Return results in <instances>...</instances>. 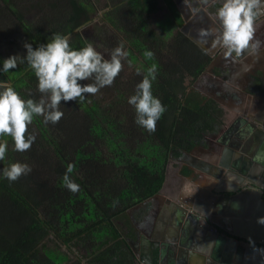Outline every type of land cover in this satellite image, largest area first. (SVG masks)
I'll return each mask as SVG.
<instances>
[{"label":"trees","instance_id":"16d2710c","mask_svg":"<svg viewBox=\"0 0 264 264\" xmlns=\"http://www.w3.org/2000/svg\"><path fill=\"white\" fill-rule=\"evenodd\" d=\"M87 3L115 33V40L99 35L105 58L123 45L121 64L130 70L121 67L110 86L84 101H61L64 114L55 124L34 117L28 150L15 151L11 137H0L7 140L0 169L17 161L31 167L14 182L0 178V264H134L131 219L144 215L142 203L162 188L169 158L220 127L218 103L192 88L211 57L179 28L173 0H0V60L23 56L24 42L35 48L57 32L70 34L73 47L94 44L80 31L93 18ZM154 15L173 20L169 36ZM153 65L152 92L165 112L148 132L134 122L127 99ZM0 81L26 99L42 95L26 64L0 73ZM68 163L76 192L63 185Z\"/></svg>","mask_w":264,"mask_h":264},{"label":"clouds","instance_id":"9594fccd","mask_svg":"<svg viewBox=\"0 0 264 264\" xmlns=\"http://www.w3.org/2000/svg\"><path fill=\"white\" fill-rule=\"evenodd\" d=\"M212 3L216 5L212 15L217 27L202 31L201 35H212V46L222 49L225 57L233 54L238 57L245 49L255 51L260 41L254 40V20L256 9L264 0H212ZM22 47L23 56L17 53L0 60V73L26 64L42 94L39 99H26L10 83L0 81V137H11L14 150L19 152L28 150L35 141L33 134L25 135L34 117H42L45 124H55L64 114L60 110L61 101H84L85 94H96L110 86L122 67V58L128 55L123 45H118L105 58L92 42L73 47L70 34L59 32L35 48L31 42H24ZM144 55L151 57L152 53L146 51ZM155 70V65L148 69L127 99L135 111L134 122L148 132L155 131L156 122L165 112V106L152 92ZM89 80L92 82L84 83ZM6 150L7 140L0 139V161L4 160ZM73 168L68 163L62 181L68 190L76 192L79 185L70 178ZM30 171V165L17 161L0 169V178L14 182ZM257 223L264 224V217H259Z\"/></svg>","mask_w":264,"mask_h":264},{"label":"crops","instance_id":"0c3cea01","mask_svg":"<svg viewBox=\"0 0 264 264\" xmlns=\"http://www.w3.org/2000/svg\"><path fill=\"white\" fill-rule=\"evenodd\" d=\"M173 1L177 8L178 15L182 19L179 28L183 32H185L188 36L189 35L192 36L191 39H193L194 42L196 40L197 43L199 42L201 45L207 48L212 55L215 54L217 50H215L212 46L213 36L201 35L202 31H207L214 28L213 21L209 20V18H207L208 16L206 15L205 16L200 15L202 18H198L196 16L197 12H194L195 9H193L195 6L192 7V5L189 4L190 3L189 1L186 0H173ZM205 5L207 11H213L214 5L212 3V0H208V2ZM260 6L261 5H258L259 8H261ZM258 15L259 16H256L254 20V29H255L254 33L256 34V31H259L260 29L262 30V36L258 37L257 39L258 41H260V45L255 50L257 51V54H255L254 56L244 58V64L248 68L246 69L244 74L248 73L249 71H254L258 74H262L261 71L264 72V49L262 48L264 47V10L262 9L261 13L259 12ZM210 57L212 58L213 56ZM260 85L261 84H258L259 89H257V87H250V85H248L250 89L246 90L245 93L247 95L246 97H244V100H242L241 102L242 104H244V106H242L243 108L238 109V111L246 109L247 113L253 119L256 120L262 118L264 119V91L262 90ZM255 88L257 89L256 91ZM235 104H237V100L233 102V100L231 99H228L225 102L221 103V105L224 106V110L219 106L220 116L223 114V111L226 112V116H229V114L231 115L230 112L234 114L236 112L235 111L236 108H233L236 107ZM214 141L215 140L213 138L207 135L206 139L201 144L195 146L189 152L183 151L178 158H169L166 166L165 178L162 188L157 193V197L151 198V200L147 202L146 209L150 210L151 214L155 212L157 215L159 212L161 213L165 212L166 214L164 218L166 219L169 217V214L171 213L164 209L167 207L169 201L177 202L183 204L184 206L187 205L192 206L195 204V200L198 196L199 200L208 203V205H213V203L216 200V197L213 196V194L211 193L212 189L219 188L220 190H224L223 195L226 197V200L223 206V215L215 214L214 221L215 219L220 223L221 221H224L222 226L225 225V223H227L224 226L225 228L221 227L219 230L225 233L227 239H228L227 235L236 234V236H234V240L237 241V244L235 243V245H238V239L240 237L239 232H241L239 228H242V225L238 219L246 220L248 217H250V227L254 225L253 222L254 216L252 215V213L254 212V208L258 206L259 197L254 193L253 189L251 188L249 189V191L246 192H244V189H241L240 191L236 192L235 188L237 185L231 184L232 182L230 181V178L232 177H228V178L223 176L216 177V175H214V173H212L209 170L211 169V167L213 169L214 167L213 163H217L219 158L221 157L219 156L218 152L215 151V149L213 148ZM259 146L253 147L251 149L250 153L252 152V155H249L248 158L252 157L253 160L251 161V163L253 165H255V162L259 161L262 166L264 164V157H263L264 155L263 156L261 155L259 149L261 146L260 147ZM238 160L239 161L236 163L238 165H236L235 168L230 162L231 163L230 169L236 170V167H240V161L242 159L240 158ZM176 163H179L177 167L175 166ZM226 169L227 168H223V170ZM236 175H239V173ZM144 215L141 214L139 216H136L137 219L135 217L134 219L131 220L132 222L136 220L138 223H141V221L144 218ZM150 220L151 219H149L148 221ZM157 221L158 223L152 224V227L150 228L148 226H145V224L144 226L141 224V226L144 228L146 232H150V231H152L153 233L156 232V236L158 235L157 236L158 239L164 237L165 238L164 240L168 242L169 240H172L173 237V241L175 242L177 247H173V250H168L169 253L167 257L168 259L171 260L173 264H217V262H214L213 259H210L212 252L214 250H218V252L220 253V255H218V259L223 260L222 259L223 252H225L229 248L228 244L225 243L226 240H224L223 243H221V247H219L220 244L217 243L219 241L218 240L216 241L218 237L214 234L212 235L211 230L208 231V230H204L203 228L194 229L190 234L189 240H187L185 243L180 244L179 242H177V239L179 241L180 239L179 237L181 236V233L179 234V236H178V232L176 233V235H174V233H170L168 228L165 229L162 228L164 226L167 227L168 225L167 223L165 224L162 221L161 217ZM132 227L134 234L136 235L135 227L134 226ZM244 232L245 231H243V233ZM201 233L202 236L203 235L205 237L210 236V239H207L208 243L207 245L204 246V248L202 247L201 249H198L201 246V244H199V240L202 237ZM245 234L249 236L253 235L247 232ZM250 238L253 239L251 236ZM134 239L130 240V242L133 243L132 244L133 248L135 244L133 242ZM144 239H146L145 235L141 239V242ZM188 244H189L188 249L187 247L185 248L183 247L184 245L187 246ZM222 245L224 247H222ZM215 246H217L218 248L214 249ZM135 250L136 252H138V254H140L142 258L146 260L150 259V256L146 253L144 248H140L139 246L135 245ZM199 250L205 251L206 253ZM256 253L259 252L256 251ZM259 257L261 259V255H256L257 261L259 260ZM232 259L235 258L232 257L225 261H227L229 264H234ZM220 264H225V263H220Z\"/></svg>","mask_w":264,"mask_h":264},{"label":"water","instance_id":"95a60500","mask_svg":"<svg viewBox=\"0 0 264 264\" xmlns=\"http://www.w3.org/2000/svg\"><path fill=\"white\" fill-rule=\"evenodd\" d=\"M188 1L190 2L189 4L195 5V6L203 3L201 0H188ZM215 6L216 5L213 6V11H209V13H208V16H210L212 18L211 20L213 21L214 28L217 27V25L215 23L214 16L212 15V13L214 12ZM259 11L260 10H258V12ZM256 16H257V14H256ZM190 38H192V36H190ZM254 40H257V36L255 33H254ZM195 43L198 44L208 55H210V56L214 55V54L212 55L211 52L207 48H205L203 45H201L200 43H197L196 41H195ZM213 48L215 50H217V54H219V55L223 54V50L220 49L219 47H213ZM262 48L264 49V47H262ZM255 54H257V51L252 52L250 49H245L241 52V54H240V56H238V58H241V60L244 61V58L254 56ZM209 68L210 67L208 65L206 67V69L208 70ZM201 75H202V73H201ZM261 76H263V74L255 73L253 75V78L258 80L257 83L261 84L260 86L263 90L264 89V80L262 79ZM226 91L229 93V95ZM225 92H226L228 97H231L233 100L235 99V101H236V95L241 94L245 97L247 95L245 92L242 91V88L240 89V88L234 87L232 84H229V85L226 84L225 88L222 89L220 91V93L211 94L210 97L212 99H214L219 104V106L221 107V103H223V101H224L223 97H225ZM239 106H240V108H243L242 106H244V104L241 103V104H239ZM233 108H235V107H233ZM235 111L237 112V114H242V115L236 114L235 122H232L229 127L225 128V130L223 131V133L221 135H217V138H216L217 143H219V144L227 143L225 139L228 138V136H226V138H223L222 135H229L231 133V131L233 130V134L236 135L237 141L235 143L234 142L230 143L229 145L231 148L238 149L237 145L240 142V140L244 137L243 133L247 129L245 126H249L248 131H254L255 130V132H259L260 136L262 137V142L260 143V146H261L260 150H261V155L263 156L264 155V142H263L264 141V122H261V123L258 122L256 124V122H257L256 119H253L247 113L246 109L239 110V111L237 109H235ZM231 115H232V117H234L233 113H231ZM249 120H254L255 123H253ZM236 121H238V122L236 123ZM241 121L244 123V125H242ZM220 127H221V125H220ZM223 128H224V126H223ZM205 139H206V137H205ZM213 146L215 147L219 156H221L219 159V162H218L219 166H221L223 168H228V166L225 165V163L228 162V157L226 158V154H227V152H233L232 149L230 148V149L225 150V147L223 145L221 146L218 144H213ZM251 155H252V152H251ZM219 169L220 170L219 171L217 170L214 174H217L218 176L227 177V178L228 177H232V178L236 177V181L238 183L237 187L242 185L244 179H246L244 177H241V175H236V172H235V174L232 173L231 170H223L221 168H219ZM236 169H237V167H236ZM238 172L241 173L240 170H238ZM248 179H249V183L252 184L250 188L253 189L254 193L259 197V202H258V206H256L254 208V212L252 213V215L254 216L253 217L254 225L252 227H250V217H248L246 220L238 219L242 225V228H239L241 231V232H239V234H240L239 239H243V240H241V242L238 241V245H235V243L237 244V241L234 240V236H236V234L228 235L229 237L227 239L224 232H219L217 230V227L215 226L217 224L212 222V220L209 216V212L203 211V209L197 208L195 204L193 206H190V205L184 206L183 204L173 202V201H169L167 207L164 208L168 212H171L169 214V217L166 219L164 218V216L166 214L165 212H163V213L159 212L158 215L154 214V215H152V220H153L152 224L158 223L157 220H159L161 217L162 221L165 224L167 223V225H168L167 227L164 226L162 228H164V229L168 228L170 233H174V235H176V233L178 232V236H179V234L181 233V236L179 237L180 238L179 241L177 239V242H179L180 244L185 243L187 240H189L190 234L196 228H203L204 230H208V231L211 230L212 235L214 234L218 237V239H216V241L217 240L219 241V242H217L218 244H220L219 247H221V243H223V241L226 240L225 243L228 244V247L230 249L228 248L225 252H223V255H222L223 260L218 259V255H220L218 250H214L212 252L210 259H213L214 262H217V264H220V263L229 264L225 260L233 257L236 259V260L232 259L234 264H250L247 261H245L247 250H246V254H245V253H243V249H245V247L246 248L251 247L249 245L250 241H255V242L257 241L259 243H264V224L257 223V219L259 217H264V199L260 198L264 186L261 185L260 183L256 182L252 178L248 177ZM250 188L244 189V192L249 191ZM215 190L219 191V192L224 191V190H220L219 188H215ZM212 194H213V196L216 197V200L213 203V205H208V203H206V202H202L201 204H203L204 207H206V208H209V207L211 209L213 208L212 213L214 215L215 214L223 215V206H224V202L226 200V197L223 194H216V193L215 194L212 193ZM154 197H157V194L153 195L151 198H154ZM151 198L147 199L142 204H146L149 200H151ZM139 206L140 205H137L136 207H139ZM144 214H145L144 217H148L151 214V212H150V210H147L146 213H144ZM243 231H245V232L243 233ZM246 232L249 234H253V236H255V239H251L250 238L251 235L250 236L246 235L245 234ZM144 235L146 236V239H144L142 241V246H144L146 248L145 251L150 256V259H151L150 263H152V264H158V263H160V264H173L171 262V260L167 258L168 253H169L168 250H173V247H177L175 242L173 241V237H172V240H169L167 242L166 240H164L165 239L164 237L158 239L157 238L158 235L156 236V232L155 233H153L152 231L146 232L145 230H142V229L139 231L136 230V238L133 241L136 246H140V243L138 244V241L140 240V242H141V239L144 237ZM201 236H202V233H201ZM207 239H210V236L205 237L203 235L201 237V239L199 240V244H201V246L198 249H201L202 247L204 248V246L207 245V243H208ZM132 244L133 243L129 242V246L131 248V251H132V254L134 257V263L135 264H145L143 262V260H146V259L142 258L140 256V254H138V252H136L135 245L133 248ZM170 244H172V245H170ZM188 246H189V244L187 246L184 245L183 247L184 248L187 247V249H188ZM222 247H224V246L222 245ZM217 248L218 247L215 246L214 249H217ZM199 251H202V250H199ZM202 252L206 253L205 251H202ZM231 252H232V254H231ZM242 259H244V260H242Z\"/></svg>","mask_w":264,"mask_h":264},{"label":"flooded vegetation","instance_id":"af4514ba","mask_svg":"<svg viewBox=\"0 0 264 264\" xmlns=\"http://www.w3.org/2000/svg\"><path fill=\"white\" fill-rule=\"evenodd\" d=\"M186 1H188V0H186ZM205 4L206 3H202V4H199V5H196V6L192 5V7L195 6L193 9H195L194 12H197L196 13L197 15L196 14L195 15L198 18H202L201 16H203V15L204 16L205 15L208 16L209 11H207V8H206ZM259 5H261L260 7L264 10L263 3H261ZM261 8L256 9L257 16H259L258 13L262 11ZM258 10H260V11L258 12ZM207 18H209V20L212 19L210 16H208ZM218 55L219 54L214 55L210 59L209 63L207 64V66L209 65L210 68L207 70L206 69L207 66H206L205 67L206 70L204 69L203 72H202V75L200 74L198 76V78L196 79V81L193 83V86L196 87L197 90H199V92L202 95H204L205 97H209V95H211V94H218V93H220V91L222 89L225 88L226 84L227 85L232 84L234 87H237V88H240V89L242 88L243 92H246V90L250 89L248 87V85H250V87H257V89H259V87H258L259 83H257L258 80L253 78V75L256 72L249 71L248 73L244 74V72L248 68L244 64V61L241 60V58H238L234 54L229 56V57H225L223 54H221L219 56ZM261 73L263 74V76H261V77L264 80V72L261 71ZM257 89L255 88V91ZM226 92H225V97H223L224 98L223 102H225L228 99L233 100L231 97L227 96ZM228 95H229V93H228ZM244 97L245 96H243L241 94L236 95L237 104H235L236 105L235 108L237 110L240 108L239 104H241L242 100H244ZM233 101H235V99ZM221 108L224 110V106L223 105H221ZM230 113H232V112H230ZM236 114L237 113L233 114L234 117H232V115H230V114H229V116H226V112L223 111V114L220 116V125H221V127H219V129L217 131H215V132L208 133V136H210L211 138H213L215 140L214 144H218V145H221V146L223 145L225 147V150L231 148L230 145H229L230 143H233V142L235 143L237 141L236 140L237 139L236 135L233 134V130L231 131V133L229 135H222L223 138H226V136H228V138L225 139L227 143L219 144V143H217L216 138H217V135H221L223 133V131L225 130V128L229 127L232 122H235ZM237 115H242V114H237ZM222 116H223V118H222ZM230 116H231V119H230ZM249 121L255 123L254 120H249ZM256 121H257L256 122V124H257L258 122L259 123L264 122V119L263 118L262 119H257ZM237 122L238 121H236V123ZM241 123H242V125H244V123L242 121H241ZM222 125L224 126V128H223ZM245 127L247 129L243 133L244 137L240 140V142L237 145L238 149L231 148L233 152H227V154H226V158L228 157V162L225 163V165L228 166V168L226 170H231V172L234 173V174H235V172L240 170L241 173L237 172L236 174L239 173V175H241V177L246 178V179H244L242 185H240L238 187L236 186L237 187V188H235L236 192L240 191L241 189H246V188H250L251 187L252 184L249 183L248 177L252 178L253 180H255L256 182H258L260 184L262 183L261 185L264 184V164L261 166V163L258 161V162H255V165H253L251 163L252 157L248 158V156L251 155V153H250L251 149L253 147H258L260 145V143L262 142V137L260 136V133L259 132H255V130L254 131H248L249 126H245ZM213 148L215 149V147H213ZM215 151H216V149H215ZM260 152H261V150H260ZM240 158L242 159L241 160L242 162L240 161V167H237L236 170L230 169L231 168L230 164L232 163V165L235 168V166L238 165L236 163L239 161L238 159H240ZM256 160H257V157H256ZM218 162H219V160H218ZM218 162L217 163H213L215 168L213 167V169H212V167H211V169H209L212 173H215L217 170L219 171L220 170L219 168L223 169V167L219 166ZM214 175H216V177H219L217 174H214ZM230 181L232 182V183L230 182L231 184H235V185L238 184L237 181H236V177L230 178ZM247 186H249V187H247ZM211 193L224 194V192L216 191L215 188L212 189ZM198 198L199 197L197 196V198L195 200L196 207L199 208V209H203V211L209 212V216H210L212 222L217 224L215 226L217 227V230L219 232H221L219 229L221 227H224L227 223H225V225L222 226L224 221H221V223L216 221V219L214 221L215 215L212 213L213 208L211 209L210 207L209 208L204 207V205L201 204L203 201L199 200ZM260 198L264 199V188L262 190ZM143 206H145V204H143ZM154 213L150 214L148 217H144L143 220H142L143 223H142V221H141V223H138L136 220H135L136 222L133 221L132 223H133V226L135 227V232H136V230L137 231H139L141 229L144 230V228L141 226V224L143 226L145 224V226H148L149 228L152 227V225H151L152 224L151 215H154ZM149 219H151V220L148 221ZM251 237L253 239H255V236L251 235ZM241 240H243V239H238V241H240V242H241ZM139 243H140L139 247L140 248H144V250H145L146 248L144 246H142V242H140V240L138 241V244ZM249 243H250L249 245L251 247H247V248L245 247V249H243V253H245V254H246V250H250V251H247V254H246V257H245V261H247L250 264H264V243L261 244V243H259L257 241L256 242L255 241H250ZM256 251H258L261 254L256 253ZM256 255H261V259L259 257V260L257 261ZM242 260H244V259H242ZM143 262L145 264H152V263H150V259L149 260H143ZM158 264H160V263H158Z\"/></svg>","mask_w":264,"mask_h":264},{"label":"rangeland","instance_id":"374dc122","mask_svg":"<svg viewBox=\"0 0 264 264\" xmlns=\"http://www.w3.org/2000/svg\"><path fill=\"white\" fill-rule=\"evenodd\" d=\"M88 3L86 4V7H87V10L89 11V14L91 15V18L92 17L93 18H92L91 22L89 24L85 25L83 28H81L80 31L83 35L88 33L89 35H87V37L90 36L91 40H93V42H94V46L97 47V50L101 51L105 55V51L103 50V47L101 46V42L99 40V35H100L101 31H103V32L106 31L107 33L112 34L111 38H112V40H115V37H114L115 33L113 31H111V29H109V27L106 24L103 23V21L98 17L96 11L93 10V8H92L93 11L90 9L91 5L89 4V6H90L89 7ZM154 17L157 18L156 27L158 29H161L166 36H169L174 31V26L172 25L173 20H168L167 17L161 18V17L156 16V15H154ZM256 36H257V39H258V37L262 36V30L261 29L259 31H256ZM214 55H217V52ZM121 65H122L124 73L127 74L130 70V67L128 65H126V63H124L123 61H122ZM192 88L197 90V88L194 87L193 85H192ZM186 152H189V151H186ZM178 165H179V163L175 164L176 167Z\"/></svg>","mask_w":264,"mask_h":264}]
</instances>
